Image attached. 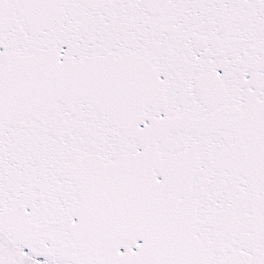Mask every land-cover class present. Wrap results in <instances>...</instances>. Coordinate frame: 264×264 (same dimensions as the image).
Here are the masks:
<instances>
[{"label":"snow or ice","instance_id":"snow-or-ice-1","mask_svg":"<svg viewBox=\"0 0 264 264\" xmlns=\"http://www.w3.org/2000/svg\"><path fill=\"white\" fill-rule=\"evenodd\" d=\"M0 264H264V0H0Z\"/></svg>","mask_w":264,"mask_h":264}]
</instances>
